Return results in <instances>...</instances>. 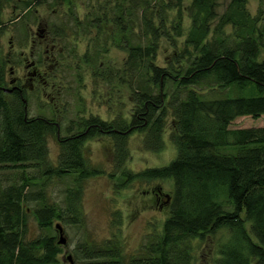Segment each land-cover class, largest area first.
<instances>
[{
  "label": "trees",
  "instance_id": "trees-1",
  "mask_svg": "<svg viewBox=\"0 0 264 264\" xmlns=\"http://www.w3.org/2000/svg\"><path fill=\"white\" fill-rule=\"evenodd\" d=\"M43 1L22 0L23 12L33 15L32 2ZM183 1L124 0L123 6L119 2L120 16L126 14L131 24L137 22L142 35L141 42H131L127 48L126 63L130 67L137 63L141 71L134 107L128 117L117 114L106 120L90 115L71 122L67 133L58 137L55 163L48 160V134L58 129L57 124L44 115L30 116L25 91H4L7 61L0 58V169L13 170L20 182L10 181L0 188V264H67L60 261L61 247L51 228L55 220L75 227L84 224V181L104 173L91 166L83 153L85 140L97 134H108L113 140V165L119 173L110 177L117 189L133 178L172 179V194H165L169 214L162 230L153 235L149 231L152 237H146L135 252H126L124 237L115 231L98 242H79L71 264H192V241L223 226L235 236L221 248L215 264H264V125L229 127L238 116L264 115V25L247 11V0H229L221 14L216 11L219 0H191L187 7ZM60 3L67 4L65 22L61 13L55 14L58 22L51 21L38 34L47 32L65 43L64 37L76 28L97 27L102 32L103 16L80 20L72 0ZM174 6L176 15L171 19L167 12ZM184 13L191 22L179 46L176 37L183 35ZM227 24L234 27L233 32H225ZM18 26L24 34L18 41L24 47L29 34L25 22ZM163 36L172 42L177 65L153 61ZM36 51L41 64L43 52L39 47ZM205 88L238 93L213 97L204 93ZM169 116V137L177 148L174 159L137 172L125 168L129 134L142 131L144 147L158 151L164 145ZM26 168L40 175L29 177ZM71 176L63 206L44 203L43 190L28 197L26 188L37 180ZM153 194L161 200L158 193ZM32 200L37 202L34 208L29 204ZM29 212L41 231L34 237L27 235Z\"/></svg>",
  "mask_w": 264,
  "mask_h": 264
},
{
  "label": "rangeland",
  "instance_id": "rangeland-1",
  "mask_svg": "<svg viewBox=\"0 0 264 264\" xmlns=\"http://www.w3.org/2000/svg\"><path fill=\"white\" fill-rule=\"evenodd\" d=\"M123 1L72 0L75 6L74 13L80 20L91 19L92 15L96 14L103 16L106 23L102 27V32L97 27L84 30L76 28L71 36L67 34L64 37V43L57 36L53 39L47 32L40 38L38 31L43 28L45 30L51 21L57 23L55 14L61 13V20L65 22L63 17L67 4L60 3V0H45L38 5L32 2L31 9L35 10V13L26 16L22 0H0V58L7 61L5 87L11 86L12 78L19 80L23 83L28 98L26 110L30 116L44 115L57 124L58 129L48 134V160L51 163L56 162L59 151L58 137L67 133L71 122L76 124L80 118L90 115L106 120L114 119L117 114L128 117L134 107L133 96L140 88L141 71L137 63L134 67L126 63L127 48L132 45L131 42H141L142 35L137 22L136 25L131 24L127 21L129 17L126 14L122 17L118 13L119 2L123 6ZM190 2L191 0H184L183 5L187 7ZM218 2L216 11L221 14L226 10L229 0ZM245 7L251 15L258 16L264 25V0H247ZM176 10L177 6L170 8L167 12L168 17L174 18ZM137 11L141 12L139 7ZM182 20L183 35L176 37L179 46H182V40L191 22L185 13ZM20 21L25 22L28 39L33 41L31 43L28 40L24 47L18 41L24 37L19 30ZM68 22L71 28H75L76 25L71 19ZM216 22L217 19L210 25L214 26ZM224 30L231 33L234 27L227 24ZM171 43L168 37L160 38L159 48L153 60L155 64L167 65L173 62L177 65ZM38 47L43 52L41 64L37 63V57L35 58ZM138 59L139 57L136 58ZM34 61L33 68L41 70L42 77H32L30 74L32 66L29 63ZM78 76L80 79H77ZM203 91L213 97L238 93L237 90L231 92L220 88L214 90L205 88ZM262 125L264 115L256 118L242 115L235 118L229 127L246 128ZM171 129L172 117L169 116L162 135L164 145L158 151L144 147L142 131H132L127 141L129 157L124 167L137 172L146 167L168 164L177 155V148L169 137ZM83 153L91 166L102 169L104 173L91 176L84 181L82 226L65 225L61 220H55L52 224L51 232L55 235V242L60 238L56 224L60 223L63 228L65 242L59 243L61 247L59 258L67 264L74 262L73 249L79 242L83 240L98 242L112 237L115 231H119L124 237L126 252H135L145 238L151 235L149 231H152L153 235L162 230V224L169 214V208L164 201L165 194H169L170 197L173 191L171 178L151 180L133 178L124 187L117 189L110 177L113 172L116 171V174L119 172L113 165V140L108 134L88 137L83 145ZM25 172L29 177L40 175L32 168H26ZM18 177L13 170L0 169V188L10 181L20 183ZM71 182L72 176L44 179L43 183L37 180L35 184L27 187L26 191L31 198L39 190H43L44 203L60 207L64 205L66 186ZM154 191L160 195V201H157ZM29 204L34 208L37 202L32 200ZM27 219L28 237L37 236L41 231L36 217L29 212ZM118 222L120 227L117 226ZM233 235L235 236V233L229 227L223 226L207 232L203 239L195 238L192 241L195 261L192 264H215L221 248L229 244Z\"/></svg>",
  "mask_w": 264,
  "mask_h": 264
},
{
  "label": "flooded vegetation",
  "instance_id": "flooded-vegetation-1",
  "mask_svg": "<svg viewBox=\"0 0 264 264\" xmlns=\"http://www.w3.org/2000/svg\"><path fill=\"white\" fill-rule=\"evenodd\" d=\"M39 37L40 38H42L43 36L40 34L39 35ZM29 41L32 43L33 41H32V39H29ZM44 50V49H43ZM32 55H33V52H32ZM35 58H36V55H35ZM33 63H34V66H35V61L34 62H31V63H29V65L30 66H32V70L30 71V74L32 75V77H42V74H43V72H41V70H39V69H36L35 70V68H33ZM32 77L30 76V79H32ZM11 83V82H10ZM23 83H20V81L19 80H17L16 78L14 79H12V83H11V86L13 87L12 89H18L19 91H24V88H23V85H22ZM10 86V87H11ZM157 201H160L159 199H157ZM164 201L165 202H167L168 201V198L167 197H165V199H164Z\"/></svg>",
  "mask_w": 264,
  "mask_h": 264
},
{
  "label": "water",
  "instance_id": "water-1",
  "mask_svg": "<svg viewBox=\"0 0 264 264\" xmlns=\"http://www.w3.org/2000/svg\"><path fill=\"white\" fill-rule=\"evenodd\" d=\"M4 91L11 92L12 91V88H4ZM56 226L59 229V235H60V238H59V241L58 242L59 243H64L65 242V238L62 235L63 228H62L61 224H59V223H57Z\"/></svg>",
  "mask_w": 264,
  "mask_h": 264
}]
</instances>
